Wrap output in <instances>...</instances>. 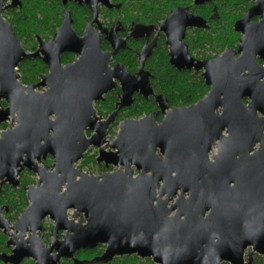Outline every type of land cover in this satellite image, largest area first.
<instances>
[{
    "label": "water",
    "instance_id": "water-1",
    "mask_svg": "<svg viewBox=\"0 0 264 264\" xmlns=\"http://www.w3.org/2000/svg\"><path fill=\"white\" fill-rule=\"evenodd\" d=\"M5 1L0 0V125L12 127L0 133V193L5 183L17 186L24 169L39 176L36 187H28L31 204L15 230L31 224L35 233L34 217L38 226L47 215L58 222L72 208L85 213L87 224L62 226L68 231L57 261L99 244L106 249L95 261L104 263L129 255L154 264H253L254 255L264 258V68L257 61L264 60V0L236 23L245 33L238 51L228 49L211 61L194 59L182 43L186 28L204 26L202 19L174 9L160 24L171 64L204 69L211 91L197 103L165 112L161 123L154 114L125 120L112 140L108 128L118 110L132 103L133 91L153 93L149 74L143 82L126 75L117 110L99 122L94 102L115 87L110 54L102 51L93 24L80 37L66 11L55 39L41 41L39 48L50 73L38 85H24L19 64L38 54L26 52L3 15L23 0ZM75 1L89 5L94 23L99 3L114 7L109 0ZM254 15L261 21L250 22ZM108 38L116 45L114 36ZM151 50L143 51L142 60ZM64 52L81 57L63 67ZM156 100L164 111L165 97ZM87 130L95 133L88 137ZM91 146L99 148V162L118 169L96 176L77 168ZM48 156L54 162L42 166Z\"/></svg>",
    "mask_w": 264,
    "mask_h": 264
},
{
    "label": "flooded vegetation",
    "instance_id": "flooded-vegetation-1",
    "mask_svg": "<svg viewBox=\"0 0 264 264\" xmlns=\"http://www.w3.org/2000/svg\"><path fill=\"white\" fill-rule=\"evenodd\" d=\"M109 1L114 5V7L109 8L101 3L97 5L98 22L94 23V13L88 4H79L75 0L64 4L62 0H59L63 6V16L60 25L48 37L35 34L33 45L30 47L25 46L24 41L20 38V36H18L14 25L11 23L9 18L5 16V12L8 10L3 13L4 18L8 20L14 28V31L26 52L29 54H38L37 57L22 61L17 69L19 72V81L27 86L38 85L43 82V77L50 73V65L44 60L45 56L39 51V48L41 41L49 43L55 39V34L65 19L66 11L70 12L72 18V28L80 37H83L90 25L93 24V30L100 34L99 39L102 51L110 54L109 69L114 74L112 81L115 84V87L103 95L102 100L94 102L96 114L99 118H101L99 122L107 120L110 114L117 110L118 103H120L124 97L125 91L123 89V83L126 80V75L133 77L137 82H143L146 75L149 74L150 85L153 93L145 96L141 89L133 91L132 103L119 109L114 122L110 124L108 128V140L116 138L120 130V124L125 120L142 119L154 114L156 116V121L161 123L165 118V112L174 107L182 108L197 103L200 99L206 97L210 93L212 86L206 84L203 77V73L205 72L204 69L200 71H197L194 68L191 70H180L171 64V46L168 43L169 38L167 31L161 29L160 24L171 16L174 9H184L186 13L202 19L204 26H191L186 28L182 43L186 45L189 55L194 59L198 61H211L220 57L228 49L238 51L240 40L245 36V33L237 31L235 29V25L247 15L256 2V0H236L233 1V3L225 4L224 2H221V0H176L168 12H165L163 16L154 21L146 15L144 19H139L132 14L126 15L125 13H122V11L119 12L118 15H106L109 12L120 10L123 5L120 1ZM5 3H10V0L5 1ZM71 6H80L83 8V10L81 9L82 11L87 9L89 12V15L83 16L84 24L80 26L79 31L76 30L75 27L76 24ZM21 7L17 9H20ZM260 21L261 16L258 15H254L250 19V22L253 23H258ZM222 22L227 23L228 25V34H230L229 37L233 35V37L237 38L235 46L226 47L224 50L217 53L212 49V47L198 50L196 47L191 45L192 37L196 36L199 31L209 33L213 38L219 36L221 37L222 34L217 32L215 24H222ZM109 36H114L116 38V45L109 40ZM149 47L152 48L150 55L147 56L146 59L142 60L141 55L143 54V51ZM160 51L165 52L168 64L177 71L187 72L202 78L204 84L207 86V92L187 105L172 103L166 94L158 92L154 88L155 74L152 70V62L154 59H158ZM240 55L241 53H237L235 57L238 58ZM80 57L81 56L78 53L64 52L60 55L61 65L65 67L68 64L74 63ZM26 61H34L32 68H30L33 74V80L28 84L23 80L27 77L25 73L26 69L23 67V64ZM257 61L259 66L264 68V60L258 56ZM45 89V87H40L37 88V91L43 92ZM157 95H163L165 97L167 107L164 111L162 110L159 102L156 100ZM142 101H153L155 105L149 111L144 110L141 113L131 114L132 109L136 107V104H139ZM248 101V98L244 99L245 103H248ZM1 105L6 106V103L2 101ZM219 112H222L221 108H219ZM3 125H6V127L1 129ZM11 127L12 126L8 122L1 124L0 133ZM113 131L115 132V136L113 138H109V135ZM94 133L95 131L92 130L86 131L88 137H91ZM108 149L109 148L106 147V150ZM99 156V148L91 146L86 151L83 158L76 164V167L82 169L86 173L96 176H100L107 172H113L118 169V167L113 165L107 166L104 161L99 162ZM53 162V157L48 156L41 165L50 166ZM138 173L139 171L135 170V175ZM17 179L19 181L17 186L5 183L1 187L0 217L5 225L0 227V256L3 257L0 259V264H111L113 260L117 258L115 257L113 260L106 263L95 261L103 255L106 249V245L99 244L95 248L77 250L73 257L61 255L57 261V256L60 254L57 248L59 244L64 241V235L68 231V228L61 229L62 226L66 225L69 227V225H75L83 227L87 224L85 213L72 208L66 210L65 217L58 221L61 222L60 224L56 219L47 215L41 220L40 226H38L36 221L37 219L35 217V219H32L37 227H39L35 233L31 231V224L26 225L25 231H23V228L15 230L19 220L31 204L28 197V187H36V182L39 180V176L29 169H24ZM16 250H18V253L15 252ZM25 251L37 252V255H39H24ZM249 252L250 250L246 252V255ZM258 256L259 255L257 254L254 255L253 263Z\"/></svg>",
    "mask_w": 264,
    "mask_h": 264
},
{
    "label": "trees",
    "instance_id": "trees-1",
    "mask_svg": "<svg viewBox=\"0 0 264 264\" xmlns=\"http://www.w3.org/2000/svg\"><path fill=\"white\" fill-rule=\"evenodd\" d=\"M120 1L123 5L120 10H115L106 15H118L119 12L126 15L132 14L136 18L144 19L145 15L151 20L156 21L168 12L176 0H115ZM236 0H221V2L233 3ZM232 5V4H231ZM80 6H71L72 14L75 19L76 30H80V26L84 24L83 16L89 15L87 9L82 11ZM125 11V12H123ZM5 16L9 18L14 25L15 30L24 41L26 47L33 45L35 34L48 37L60 25L63 16V6L59 0H24L20 9H9L5 12ZM80 24V25H78ZM216 30L222 34L220 37L213 38L211 34L199 31L196 36L192 37L191 45L198 50L212 47L215 52H220L226 47L235 46L237 38L228 34L227 23H216ZM226 35V36H223ZM34 61H26L23 64L27 77L23 80L25 83H31L33 74L32 68ZM152 70L155 74L154 88L158 92H163L172 103L178 105H187L197 98L203 96L207 92V86L199 76L189 74L187 72H179L171 67L165 55V52H159L158 59L152 62ZM154 102H140L132 109L131 114L149 111L154 107ZM3 125L1 129L5 128ZM86 163V162H85ZM111 264H154L151 259H141L135 255L117 257ZM253 264H264V258L258 256Z\"/></svg>",
    "mask_w": 264,
    "mask_h": 264
},
{
    "label": "rangeland",
    "instance_id": "rangeland-1",
    "mask_svg": "<svg viewBox=\"0 0 264 264\" xmlns=\"http://www.w3.org/2000/svg\"><path fill=\"white\" fill-rule=\"evenodd\" d=\"M125 12V11H124ZM116 132V130H115ZM115 132L113 131L110 135H109V138H113L115 136Z\"/></svg>",
    "mask_w": 264,
    "mask_h": 264
}]
</instances>
